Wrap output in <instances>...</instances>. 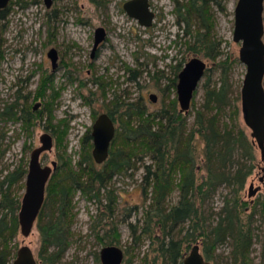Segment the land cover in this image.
I'll list each match as a JSON object with an SVG mask.
<instances>
[{
	"label": "rangeland",
	"instance_id": "rangeland-1",
	"mask_svg": "<svg viewBox=\"0 0 264 264\" xmlns=\"http://www.w3.org/2000/svg\"><path fill=\"white\" fill-rule=\"evenodd\" d=\"M50 1L46 5L45 0H9L0 9V262L3 259L10 264L16 249L28 245L38 264H101V247L116 244L123 252L120 264H179L171 262L164 248L173 238L182 242L180 264L183 254L195 243L212 264H232L231 238L211 246L205 235L192 229L190 219L173 224L167 219L158 220L160 205L167 211L179 203L187 169L180 165L172 171L166 165L161 175L169 177V186L160 194L157 184L161 175L155 177L147 168L152 173L157 169L151 152L141 140L125 139L138 122L135 116L132 125L126 123L127 113L172 114L173 100L186 132L191 131L196 112L203 109L204 84L220 85L224 81L228 100L216 118L220 126L242 130L251 145L252 157L241 149L235 153V158L250 168L238 201L244 221L253 212L246 264H261L264 153L251 135L241 108L246 68L238 57L241 43L232 38L237 0H200V15L209 19V36L219 44L214 59L204 55L205 48L197 46L193 51L192 31L200 26L202 17L194 15L199 20L178 23L176 7L187 0H148L155 13L149 26L128 16L123 9L127 0ZM96 27L105 29L106 39L93 53ZM262 39L264 42V32ZM51 46L57 49L60 60L55 70L46 55ZM192 57L204 60L207 66L189 109L181 112L176 84L172 82L179 64L182 68ZM150 94L156 96L155 101ZM35 103L40 104L37 110L32 109ZM6 107L9 113L16 111L18 117L8 118ZM109 110L116 118V140L111 141L106 159L98 163L92 156V124L100 113ZM30 114L33 119L25 124L23 118ZM44 133L52 136V146L41 152L39 161L50 167L55 161L60 168L50 176L41 213L25 235L18 217L24 176L11 184L6 177L20 169L27 171L31 152L41 145ZM192 143V175L198 183L207 175L204 142L195 135ZM173 154L167 150L169 161ZM115 162L120 167L113 165ZM92 169L101 174L94 183L87 178ZM76 179L81 182L77 188L73 187ZM58 182L54 188L53 183ZM250 184L255 192L249 196ZM234 197L232 187L226 183L209 190L203 199L199 197L197 206L209 230L219 219L224 203H231ZM61 208L66 212L63 240L45 248L40 225L54 223ZM13 216L18 221L16 230ZM60 245V252L51 258Z\"/></svg>",
	"mask_w": 264,
	"mask_h": 264
},
{
	"label": "trees",
	"instance_id": "trees-1",
	"mask_svg": "<svg viewBox=\"0 0 264 264\" xmlns=\"http://www.w3.org/2000/svg\"><path fill=\"white\" fill-rule=\"evenodd\" d=\"M201 7H203V5L200 4V0H187L183 5L178 4L176 7V16L178 17V23H180V21H189L188 19L199 20L197 17H202L199 20H203L200 26L198 24L192 31L194 37L193 51H197V46L201 49L205 48L206 51H204V55L214 59L218 55L217 47L219 44L214 42L209 36V19L200 15V11L203 9ZM194 15L197 17H194ZM189 25L190 24L188 23V27ZM181 66L182 64H179L177 67L172 82L173 86L176 84L177 72L180 70ZM227 100L228 92L225 89L224 81H222L220 85L217 84L213 86H211L210 82H206L204 84L203 109L196 112L194 126L191 131L186 132L184 120L181 114L177 112L176 101L173 100L174 111L172 114L165 111H159L147 115H145V112L143 111H132L129 114L127 113V120H125L126 123L132 125L131 122L135 116H137L138 122L135 126L133 125V127L129 129L128 134H125V139L130 142L139 139L149 149L153 159L157 162V169L156 172L154 171L152 173L150 167L147 168L149 173L154 174L155 177L159 176V173L161 175L162 172H164L163 170H166V165H168V168L172 171L180 165L183 166L184 169H187L183 174L180 185L182 194L179 203L172 206L167 211H165L160 205L157 209V214L160 216L158 220H162V218L167 219L173 224L190 219L192 221V229L194 231L198 230L200 234L205 235L208 238V241L211 242V246L218 242H222L227 238H231L233 241L232 264H246L249 247L252 243L250 227H252L251 221L253 212L248 214L247 221H244L242 214L243 209L240 205L241 203L238 201V192L244 182L246 174L250 173V168H246L245 164H242L237 157L235 158V153L240 149L243 150L246 155H249V157H252V153L251 145L247 142L242 130L239 129L234 131L233 127H228L226 124L223 126L218 124L216 117L219 116L222 108L226 106ZM16 113V111L14 113H9L7 107L5 108L4 114H7L8 118L18 117L16 116ZM113 113L110 112L115 120L116 118ZM23 120L25 124L26 122H29L31 120V114L26 119L24 117ZM195 135L201 138L204 142V166L207 170L205 178L198 183L195 182L194 176L192 175V170L195 167L192 141L195 138ZM115 140L116 137L114 138V141ZM169 149L174 151L173 158L170 159V161L166 156L167 150ZM234 163H237V167H234L233 169ZM106 165H109V163L106 162ZM113 165L120 167V164L116 162ZM25 172V169H20L17 174H8L6 178L8 179L9 184L21 178ZM99 173L100 172L96 173L94 170H90L87 174V178L94 183L95 181H98L101 176ZM112 173L109 174V176L112 175ZM161 178L162 179L157 184V192L160 194L167 190L169 186V177L166 179L165 176L161 175ZM73 182L75 184L73 187L77 188L81 186L80 180L76 179L73 180ZM222 183H226L232 187L235 197L231 203H229V201L224 203L219 219L209 230L204 224V217L197 206V202L199 197L203 199L202 197H204L209 190L214 189ZM59 184V182L56 184L53 183V187L55 188ZM16 203L18 205V199L16 200ZM242 203L246 204L245 201H242ZM64 211L65 209L63 208L59 210L60 215L54 223L40 225L45 248H48L51 242L60 241L59 243H61V240H63L61 233L64 231V227H62L63 216L66 215V212ZM261 211L264 219V203L262 204ZM40 213L41 212H39V214ZM16 219V216L11 218L14 230L18 227V221ZM188 230L189 228H187L186 231ZM262 247L261 264H264V235ZM164 248L166 249L165 252H168L167 255H169L171 262H178L180 264L182 242L180 240L169 238L167 245H164ZM60 250L61 245L58 251H54L51 254V258L54 257L57 252H60ZM205 254L207 257L209 256L206 252ZM2 260L0 264H5L6 261Z\"/></svg>",
	"mask_w": 264,
	"mask_h": 264
},
{
	"label": "water",
	"instance_id": "water-1",
	"mask_svg": "<svg viewBox=\"0 0 264 264\" xmlns=\"http://www.w3.org/2000/svg\"><path fill=\"white\" fill-rule=\"evenodd\" d=\"M9 0H0V9L8 5ZM49 3V0H45ZM263 2L264 0H237L234 8L233 40L240 42L238 57L245 65L246 71L241 87V108L243 118L251 129V135L264 153V42H263ZM123 9L128 16L136 19L142 26L151 25L154 12L150 9L148 0H127ZM103 27L95 29V47L104 39ZM48 56L55 64L56 54L50 49ZM206 62L198 57L190 58L177 75L176 93L181 112L190 107L194 92L202 79ZM155 101V95L149 96ZM115 135L112 119L105 113L100 114L92 124V156L98 163L104 161L108 155L109 145ZM41 146L32 150L28 162L25 190L21 198L19 209L20 230L27 235L41 208L45 184L51 172L50 166H41L39 154L52 146V136L44 133L40 136ZM51 165L56 166L52 161ZM255 188L249 186L248 195H252ZM122 249L116 244H107L100 249L101 264H120ZM12 264H38L30 247L21 245ZM181 264H212L204 258L197 243L192 244L190 250L183 254Z\"/></svg>",
	"mask_w": 264,
	"mask_h": 264
},
{
	"label": "flooded vegetation",
	"instance_id": "flooded-vegetation-1",
	"mask_svg": "<svg viewBox=\"0 0 264 264\" xmlns=\"http://www.w3.org/2000/svg\"><path fill=\"white\" fill-rule=\"evenodd\" d=\"M46 3V2H45ZM50 3H51V1L49 0V3H46V5H50ZM154 17H155V13H154ZM132 18V17H131ZM154 19V18H153ZM97 28V27H96ZM95 28V29H96ZM105 30V29H104ZM106 39V31H105V36H104V39L101 41V42H99L98 44H97V46L95 47V31H94V43H93V53L98 49V47H99V45L104 41ZM50 49H54L55 50V54H56V61H55V64L53 65L52 64V60H51V58L48 56V52L50 51ZM46 55H47V57L50 59V62H51V68L53 69V70H55L56 68H58V66H59V62H60V60H59V55H58V51H57V49L54 47V46H51L49 49H48V51H47V53H46ZM93 55V54H92ZM150 98V97H149ZM155 100H156V97H155ZM39 103H35L33 106H32V109L33 110H37L38 109V107H39ZM109 112H111V113H113V111L112 110H109ZM103 113H105V114H107L111 119H112V121H113V124H114V127H115V135H114V137H113V139L115 138V136H116V126H115V120H114V118H113V116H111V114L110 113H107V112H102V113H100V114H103ZM99 114V115H100ZM98 115V116H99ZM32 116V115H31ZM31 119H33V117H31ZM112 139V140H113ZM41 146V145H40ZM39 147V146H38ZM35 149V148H34ZM33 149V150H34ZM45 151V150H44ZM41 152H43V151H41ZM41 152H40V154H41ZM40 154H39V156H40ZM40 162V161H39ZM40 165H41V163H40ZM42 166V165H41ZM51 172H50V174L48 175V179H47V181H46V184H45V190H44V198H43V202H44V199H45V195H46V188H47V184H48V181H49V178H50V176L52 175V174H55L57 171H58V168H60V166H58V163L56 162V166L55 167H53L52 165H51ZM27 172H28V166H27V171L25 172V174H23L22 176H21V179L23 178V176H24V180L26 181V174H27ZM25 184H26V182H25ZM43 202H42V204H43ZM20 204H21V201H20ZM41 208H42V205H41ZM41 208H40V210H41ZM40 210H39V212H40ZM39 212H38V214H39ZM37 214V215H38ZM19 226H20V223H19ZM16 253H17V249H16V251H15V253H14V256H13V258H11L12 260L14 259V257L16 256ZM12 260H11V263L10 264H12Z\"/></svg>",
	"mask_w": 264,
	"mask_h": 264
}]
</instances>
